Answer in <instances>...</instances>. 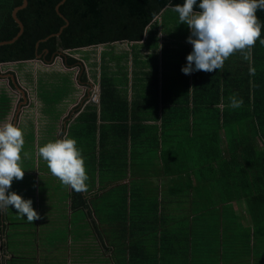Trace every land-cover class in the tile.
<instances>
[{
  "label": "crops",
  "instance_id": "1",
  "mask_svg": "<svg viewBox=\"0 0 264 264\" xmlns=\"http://www.w3.org/2000/svg\"><path fill=\"white\" fill-rule=\"evenodd\" d=\"M82 63L88 71L87 80L80 82L81 73H76L79 68L75 73L70 70L59 73L70 79L71 88L58 104L52 131L54 140L74 137L80 149V134L74 132L79 115L97 106L100 117V102L90 100L91 88L98 86L100 90V73L94 71V66L91 69L86 60ZM139 73L138 82H131L140 105L141 96L148 90L143 83L146 76L141 70ZM169 74L158 73L159 86H151V120L145 121L150 142L145 144L137 138L129 142L127 152L118 153V167L123 166L122 170L118 169V175L124 179L117 185H128L124 194L128 199L120 202L119 211L114 214L108 209L112 204L105 198L111 187L100 186L102 176H94L93 170L88 175L86 190L82 191L87 197V209L71 208V187L66 186L64 210L56 211L53 231L44 226L46 220L40 216L34 222L26 219L19 222L17 219L22 216L15 210L2 208L0 264H27L16 262L15 258L21 257L16 252L25 254L22 262L32 259L30 264H38L39 260L40 264H264V192H258L260 184H240L239 168L233 166V155L225 145L222 154L230 160L229 165H223L214 151L207 152L200 121L196 125L189 119L181 124L182 128L175 126L171 118L173 105L169 104L176 90L175 82L163 83ZM33 75L38 82L36 98L30 89H23L28 104L21 113L16 110L12 124L21 128L33 115L32 107H36L40 133L50 123L47 102L51 99L46 91L51 84L40 92L39 81L45 76L39 72ZM131 90L130 84L129 98ZM162 94L167 101L165 125L161 118ZM100 123L98 119L97 124ZM89 149L93 150V142L86 145L87 152ZM86 153L82 151L85 164L90 158ZM11 216L16 220L12 221ZM30 223L33 226L28 228L26 225ZM79 224L85 225L84 235L76 230ZM16 233L23 237L28 233L29 241L20 242L15 238ZM51 246L55 249L53 258L48 256Z\"/></svg>",
  "mask_w": 264,
  "mask_h": 264
},
{
  "label": "trees",
  "instance_id": "2",
  "mask_svg": "<svg viewBox=\"0 0 264 264\" xmlns=\"http://www.w3.org/2000/svg\"><path fill=\"white\" fill-rule=\"evenodd\" d=\"M27 1V6L17 13L24 25L22 35L14 43L0 46V69L6 63L37 59L51 63L61 57L67 68L80 69L82 82L87 80V70L82 63L85 60L72 54L102 46L100 117L97 106L84 111L78 117L74 132L80 134L77 135L78 140L85 153L86 145L93 142V150L89 149L85 154L90 156L85 168L102 176L100 186H109L110 190L118 187L117 184L124 179L118 175L123 167H118L119 151L127 152L129 142L133 143L137 138L144 140L145 144L150 142L145 121L151 120L150 90L152 85L159 86V78L156 74L157 37L148 35L149 28L158 22L164 10L182 4L183 0H65L62 4V0ZM22 3L23 0H0V41L17 36L19 26L12 13ZM58 4L60 13L68 20L67 24L56 10ZM194 10L198 11L195 6ZM256 15L264 21V11L258 10ZM63 26L58 37H48ZM261 35L264 36V28ZM44 38L48 39L42 41ZM118 43H125L129 48L117 51ZM136 45L139 46L138 51L134 50ZM128 56L141 62L140 70L146 76L143 83H146L148 92L141 96L140 105L133 95V83L131 98L128 95ZM230 57L219 70L193 72V82L183 87L184 92L176 88L169 102L173 105L171 118L175 126L181 128L186 120H194L196 125L200 121L206 136L207 152L214 151L223 165H229L230 160L222 154L225 145L233 155V166L239 168L240 184L257 183L261 188L258 192H264V45L257 40L252 46L250 62L244 60L240 51ZM250 66L255 68V75L249 74ZM63 80L69 86L70 79ZM57 83L59 80L44 82L40 79L38 88L41 92L46 85L51 84L53 88ZM11 84L14 86L12 81ZM233 96L242 99L239 108L229 106ZM161 102L162 125H165V94H162ZM11 108V99L1 93L0 122L6 119ZM98 119L100 124H97ZM70 199L73 210L87 209V197L82 192L71 188ZM23 258L16 257L15 260Z\"/></svg>",
  "mask_w": 264,
  "mask_h": 264
},
{
  "label": "rangeland",
  "instance_id": "3",
  "mask_svg": "<svg viewBox=\"0 0 264 264\" xmlns=\"http://www.w3.org/2000/svg\"><path fill=\"white\" fill-rule=\"evenodd\" d=\"M154 34L157 37L158 49L156 50L157 53V73L160 72H169V77L163 80L164 85L167 81L175 82V87L179 89L180 92H184V86L189 83L192 84L194 76L193 72L185 75L183 74L180 69L181 66L185 64V57L188 52L191 51V44L187 42L186 38L189 36L190 32L188 26L184 23H180L178 20V14L175 13L172 8H167L164 10L163 14L160 15L158 22L154 23L149 28L148 35ZM126 50L129 46L125 43H118L117 44V51ZM102 46L96 48H85L83 50L74 52L72 56L75 58L81 59L84 58L88 62V65L91 69L96 68L94 71L98 74L101 71V56L102 53ZM134 50L138 51L139 46L136 45ZM105 52V51H104ZM129 55L131 54L128 52ZM128 53H126L128 55ZM234 54V53H233ZM129 57V56H128ZM145 58V57H144ZM142 58V59H144ZM228 58H231L230 56ZM228 58L226 60H228ZM154 60V57H153ZM95 62L96 64H94ZM128 76L131 80L129 82V92H130V84L132 82H138V77L140 75L141 69V62H137L136 60L133 61L132 58H128ZM78 67L75 68H67L64 64V61L61 57H57L51 63H45L41 60H33L30 63H6L1 65L0 69V94L5 93L9 96L13 103V108L9 117L5 119L3 122H0V126L4 124L12 123L14 114L21 113L22 109L25 105L28 104V99L25 101V97L22 96L21 90L16 87V85H12L11 81V74L15 76L16 82H18L20 88L23 90L24 88L30 89L32 91L33 97L35 96V89L37 85V81L34 78L33 73L39 72L43 75L44 80L46 82H55L60 78L65 79V76L61 77L59 73L67 72V70L72 71L73 73L76 72ZM99 68V69H98ZM159 69V72H158ZM37 70V71H36ZM33 72V73H32ZM152 72V71H150ZM76 73L80 74L81 71H77ZM88 73V71H87ZM93 73V72H92ZM153 73V72H152ZM173 74V76L171 75ZM132 81V82H131ZM47 93H50V98L47 102L49 109V124H47L46 129L38 128L39 118L34 113L36 107H32V116L25 120L21 126L23 131V139L24 144L21 152V160L19 162V166L24 169L23 178L20 180L13 179L11 184V191L20 194L25 199H31L33 208L37 211L41 218L46 220L44 226L48 230H54V220L56 211H62L64 208L62 207L63 201L66 199V185L62 184L60 180L58 182L55 179L57 177L53 176L48 167L45 160H43L38 154V148L43 144L54 141V135L52 134L55 124L53 123V117L56 115V109L58 104L61 102L60 100L65 96V92L67 89H70L71 86H67L66 81L60 80L53 88L48 86ZM39 89V88H38ZM92 98V96H91ZM90 98V99H91ZM97 104V103H96ZM26 108V107H25ZM18 120V118H17ZM39 135L36 136V134ZM27 153V156L24 155ZM87 175L92 173V170L89 171L86 169ZM94 176L98 177V175ZM102 179V177L100 178ZM99 183V180H98ZM102 185V184H101ZM125 188L128 189V185H122L115 187L110 190V193L107 194L105 200H110L108 203L112 204L110 208L112 213L116 214L119 211V204L121 201L127 200L128 197H124ZM12 209V208H11ZM14 211V209H12ZM10 211V215L12 214ZM63 213V212H62ZM60 214V213H59ZM64 214V213H63ZM81 217V214L78 215ZM12 221H15L16 218L11 216ZM26 218L19 217L17 221L19 222H26ZM28 221V220H27ZM35 221V220H34ZM33 221V222H34ZM28 228L32 227L33 224H27ZM25 226V227H26ZM84 224H79L76 230L81 234L84 235ZM29 234L24 233V237L21 234L16 233L15 238H19L20 242L29 241L28 239ZM52 242H54V233L52 232ZM46 244V241L43 240V245ZM50 250V251H49ZM48 256L53 258V251L54 246H51L49 249ZM17 256H23L25 254H19L16 252ZM33 255V254H29ZM35 257V255H33ZM37 257V256H36ZM26 262H22L21 259H18L16 262L27 263L30 264L33 262L32 259L24 260ZM40 261L38 264H40Z\"/></svg>",
  "mask_w": 264,
  "mask_h": 264
},
{
  "label": "clouds",
  "instance_id": "4",
  "mask_svg": "<svg viewBox=\"0 0 264 264\" xmlns=\"http://www.w3.org/2000/svg\"><path fill=\"white\" fill-rule=\"evenodd\" d=\"M194 6L198 11L194 10ZM172 10L180 23L188 26L187 42L191 51L185 57L180 71L188 75L195 71L211 73L223 67L224 61L240 51L250 62L251 48L259 40L264 45L261 21L256 12L264 11V0H183ZM250 75L255 68L249 67ZM242 99L230 97L229 106L239 108ZM24 144L23 131L12 123L0 126V209L11 207L29 222L39 219L31 199L8 191L13 179L23 178L24 169L19 166ZM39 156L47 162L50 173L73 190H86L88 175L82 150L74 137L65 136L47 142L38 148ZM27 156V153H24Z\"/></svg>",
  "mask_w": 264,
  "mask_h": 264
},
{
  "label": "water",
  "instance_id": "5",
  "mask_svg": "<svg viewBox=\"0 0 264 264\" xmlns=\"http://www.w3.org/2000/svg\"><path fill=\"white\" fill-rule=\"evenodd\" d=\"M64 1H65V0H62V1L60 2V4L64 3ZM27 4H28V1H27V0H23V3H22L20 6H17L16 8H14L13 13H12L14 20L17 22V24H18V26H19V32H18L17 36H15L13 39H10V40L0 41V46H2V45H8V44H12V43H14V42H15V41H16V40L22 35V33H23V31H24V25H23L22 21L18 18L17 13H18L19 10H21V9L24 8V7H26ZM60 4L57 5L56 10H57V12H58L63 18H65V17L60 13V11H59V5H60ZM65 20H66V24H67V23H68V20H67L66 18H65ZM64 27H65V26L61 27L60 30H59V32L54 33V34H51V35L48 36V37H51V36H57V37H58V36L60 35V33L62 32V30H63ZM46 39H48V38H44L42 41H45ZM131 43H132V42H131ZM39 57H40V56H39ZM10 76H11V78H12V80H13L14 85H16V87H18V88L21 90V92L24 94V97H25V93H26V92H24V91L20 88L18 82H16V80H15V76L12 75V74H11ZM92 88H93V87H92ZM92 88H91V91H92Z\"/></svg>",
  "mask_w": 264,
  "mask_h": 264
},
{
  "label": "built area",
  "instance_id": "6",
  "mask_svg": "<svg viewBox=\"0 0 264 264\" xmlns=\"http://www.w3.org/2000/svg\"><path fill=\"white\" fill-rule=\"evenodd\" d=\"M92 96V98H91ZM90 100L93 103H99V98H100V90L98 86H93L92 91H91V95H90Z\"/></svg>",
  "mask_w": 264,
  "mask_h": 264
}]
</instances>
